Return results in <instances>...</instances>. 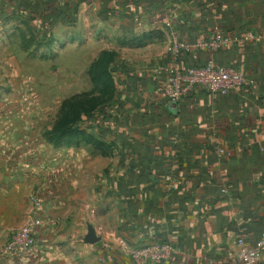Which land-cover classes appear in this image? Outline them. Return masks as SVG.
Listing matches in <instances>:
<instances>
[{
    "label": "crops",
    "instance_id": "obj_1",
    "mask_svg": "<svg viewBox=\"0 0 264 264\" xmlns=\"http://www.w3.org/2000/svg\"><path fill=\"white\" fill-rule=\"evenodd\" d=\"M11 20L23 34L27 26L49 34L50 49L62 32L74 43L79 30L85 50H105V30L126 37L131 56L119 63L109 125L90 126L102 151L87 146L91 152L66 156L58 174L32 192L22 175L7 179L0 264H122L107 249L120 239L170 244L166 264H237V240L256 245L264 230V2L0 0V28ZM216 30L235 41L223 50L183 52L178 63L213 60L254 83L225 95L194 87L169 101L163 90L175 65L167 52L172 38L211 39ZM216 146L229 156L217 155ZM34 195L44 202L36 253L5 254L6 235L26 223ZM89 226L95 244L85 242Z\"/></svg>",
    "mask_w": 264,
    "mask_h": 264
},
{
    "label": "rangeland",
    "instance_id": "obj_2",
    "mask_svg": "<svg viewBox=\"0 0 264 264\" xmlns=\"http://www.w3.org/2000/svg\"><path fill=\"white\" fill-rule=\"evenodd\" d=\"M18 26L11 20L0 28V204L7 203L4 191L10 176L22 175L32 192L37 183L58 174L66 156L91 152L87 146L94 145L76 136L78 132L70 139L67 128L93 134L91 121L85 117L93 106L102 108L115 99L120 86L119 63L131 56L128 39L105 30L101 35L105 50L94 44L85 50V34L79 30L71 35L76 37L74 43H65L66 33L62 32L59 45L50 49L46 46L49 34L36 35L30 26L24 27L23 34L17 31ZM173 42L174 37L167 46L168 53ZM116 50L121 60L112 57ZM99 61L103 65L98 66ZM182 86L184 95L192 88L184 82ZM67 107H72L68 120H76L59 123ZM95 113V117L101 116V112ZM17 230L6 235L3 252Z\"/></svg>",
    "mask_w": 264,
    "mask_h": 264
},
{
    "label": "built area",
    "instance_id": "obj_3",
    "mask_svg": "<svg viewBox=\"0 0 264 264\" xmlns=\"http://www.w3.org/2000/svg\"><path fill=\"white\" fill-rule=\"evenodd\" d=\"M235 39L221 30H216L211 39H202L195 42H183L174 37L173 48L169 54L175 63L167 78V87L163 92L171 102H179L184 96L182 83L186 87H198L211 94L225 95L238 87L253 84L254 81L233 67H224L210 60L205 66L185 67L178 63L183 52L188 51H218L229 47ZM219 156H229L230 151L215 147ZM32 212L26 223L10 236L4 253L11 256L32 257L36 253V238L44 226L42 219L43 200L37 195L33 198ZM237 264H262L264 263V230L256 245L251 247L244 238L237 240ZM108 252L113 253L122 264H166L173 248L170 244L149 242L132 245L126 239L117 242V248L107 246Z\"/></svg>",
    "mask_w": 264,
    "mask_h": 264
},
{
    "label": "trees",
    "instance_id": "obj_4",
    "mask_svg": "<svg viewBox=\"0 0 264 264\" xmlns=\"http://www.w3.org/2000/svg\"><path fill=\"white\" fill-rule=\"evenodd\" d=\"M44 36V34H42ZM42 35H39V36H42ZM46 46L48 47L50 44H51V39H49L47 42H46ZM114 57V56H112ZM97 65H103V62L102 61H99L97 63ZM96 65V66H97ZM95 66V67H96ZM192 67V66H191ZM195 68H199V67H195ZM95 71V69H94ZM93 71V73H94ZM207 92V91H206ZM180 102V101H179ZM115 106V102H113V100L111 102H109L108 104H106V106H103L102 108H98L97 105L93 106V109H91V112H89V116L86 115L85 119H88L91 121V126H95V124L97 123V121L99 120L102 124L103 127H107L109 124H108V121L111 120V111H112V108ZM70 108L72 107H67L65 108V110H63L60 118H59V123H64V122H69V123H73L76 119L73 118V117H70L69 120H68V116L70 114ZM101 112V116H96L95 117V112ZM79 120V119H77ZM80 120L83 121L84 119H82L80 117ZM116 120V118L113 119V121ZM100 124V125H101ZM68 132H69V135H70V139H72V137H75V134L77 133L78 137H81L80 139L83 140V141H87V143H91L92 145H94L97 149H102L104 146L102 144L101 141H99L98 139H96L94 137V135L92 134H87V132L83 131V130H80V131H76V129H72V128H67ZM68 136V135H67Z\"/></svg>",
    "mask_w": 264,
    "mask_h": 264
},
{
    "label": "water",
    "instance_id": "obj_5",
    "mask_svg": "<svg viewBox=\"0 0 264 264\" xmlns=\"http://www.w3.org/2000/svg\"><path fill=\"white\" fill-rule=\"evenodd\" d=\"M258 1H262L264 2V0H258ZM98 238L96 236L95 230L93 229V227L89 226L88 227V232L85 236V242L88 244H95L98 242Z\"/></svg>",
    "mask_w": 264,
    "mask_h": 264
}]
</instances>
